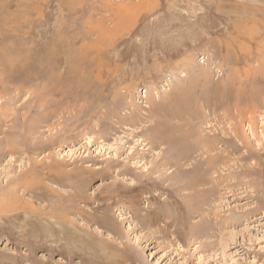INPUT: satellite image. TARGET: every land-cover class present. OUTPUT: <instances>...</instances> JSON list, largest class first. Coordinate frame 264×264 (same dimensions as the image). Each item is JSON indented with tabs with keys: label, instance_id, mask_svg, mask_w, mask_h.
I'll return each instance as SVG.
<instances>
[{
	"label": "rangeland",
	"instance_id": "374dc122",
	"mask_svg": "<svg viewBox=\"0 0 264 264\" xmlns=\"http://www.w3.org/2000/svg\"><path fill=\"white\" fill-rule=\"evenodd\" d=\"M0 48V264H264V0H0Z\"/></svg>",
	"mask_w": 264,
	"mask_h": 264
},
{
	"label": "bare ground",
	"instance_id": "6f19581e",
	"mask_svg": "<svg viewBox=\"0 0 264 264\" xmlns=\"http://www.w3.org/2000/svg\"><path fill=\"white\" fill-rule=\"evenodd\" d=\"M134 7H136L135 5H133ZM120 8V7H119ZM128 8H130V7H128ZM128 8L126 7V10L128 11ZM125 9V8H124ZM135 10V9H134ZM122 11V10H121ZM138 11V10H137ZM125 12V11H124ZM123 12V13H124ZM128 13V12H127ZM134 13V12H133ZM140 12H138V14H139ZM113 14H114V12H113ZM116 14V13H115ZM135 14V13H134ZM118 15H120V14H118ZM127 14H125V16H126ZM140 15H141V13H140ZM128 16H129V14H128ZM140 17V16H139ZM114 18V17H113ZM118 18V17H117ZM121 18H123V17H121ZM120 18V19H121ZM119 19V20H120ZM124 19V21H128L127 19H125V18H123ZM123 19L122 20H120V21H123ZM134 19V18H133ZM136 19V18H135ZM131 20H132V18H131ZM131 20H129V21H131ZM135 22V21H134ZM120 23V22H119ZM124 23V22H123ZM122 23V24H123ZM127 23V22H126ZM130 23V22H129ZM132 23H133V20H132ZM132 23H130V24H132ZM121 24V25H122ZM128 24V23H127ZM126 24V26H128ZM129 24V25H130ZM119 25V24H118ZM120 26V25H119ZM119 26H117V27H119ZM122 27V26H121ZM121 27H119V28H121ZM122 29H124V28H122ZM116 30V29H115ZM122 32H123V30H122ZM122 32H120V34H122ZM113 33V32H112ZM112 33H111V35H112ZM115 33V32H114ZM124 33V32H123ZM116 35V34H115ZM119 35V34H118ZM113 36V35H112ZM2 44V43H1ZM6 44V43H5ZM5 44L3 45L4 47H7V44H6V46H5ZM101 44V43H100ZM0 50H1V52L2 51H5L6 52V50H2V48H0ZM8 51H10V50H7V52ZM4 52V53H5ZM9 53V52H8ZM6 54V53H5ZM13 54V53H12ZM3 56V55H2ZM7 56V55H6ZM6 56H4V57H6ZM9 57V56H8ZM0 58H3V57H0ZM1 62H2V60H1ZM2 65H4V64H2ZM1 68H3L2 66H1ZM6 68V67H5ZM2 70V69H1ZM1 70H0V72H1ZM3 71H4V68H3ZM30 71V70H29ZM29 71H28V73H29ZM4 73H5V71H4ZM27 73V74H28ZM37 73V72H36ZM30 74V73H29ZM28 74V75H29ZM31 75V74H30ZM11 81V80H10ZM13 81V80H12ZM7 87V86H6ZM5 87V88H6ZM1 88V87H0ZM24 88V87H23ZM211 90V89H210ZM19 91V90H18ZM40 95V94H39ZM36 96H37V94H36ZM39 98V97H38ZM42 98V97H41ZM239 99V98H238ZM34 104H35V102H34ZM33 107H35V106H33ZM208 109V108H207ZM38 110V109H37ZM138 110H139V108H138ZM152 110V109H151ZM215 110V109H214ZM213 110V111H214ZM137 112V111H136ZM139 113V112H138ZM170 113V112H169ZM138 115V114H137ZM213 115H214V113H213ZM216 117V116H215ZM150 118V117H149ZM205 118V117H204ZM212 118V117H211ZM37 120H39L38 118H37ZM205 121H207V120H205ZM204 122V121H203ZM213 122V121H212ZM200 123H202L201 121H200ZM207 123V122H206ZM204 124V123H203ZM187 124H185V126H186ZM203 127V126H202ZM209 127V126H208ZM200 128V127H199ZM203 129V128H202ZM193 130V129H192ZM198 130V129H197ZM213 130V129H212ZM198 131H200V129L198 130ZM156 132V131H155ZM159 132H161V131H159ZM202 133V132H201ZM198 134V133H197ZM199 135H201L202 136V134H200L199 133ZM212 135H213V133H212ZM217 135V134H216ZM158 136H160V135H158ZM200 136V137H201ZM204 137V136H203ZM160 139V138H159ZM157 141V140H156ZM162 141V140H161ZM159 142V141H158ZM201 143V142H200ZM147 144V143H146ZM203 144V143H202ZM206 144V143H205ZM204 147V146H203ZM202 150H200V152H201ZM203 152H204V150H203ZM202 152V153H203ZM224 153V152H223ZM225 154V153H224ZM20 155V154H19ZM156 155H158V154H156ZM29 157V156H28ZM75 157V156H74ZM175 157V156H174ZM220 157V156H219ZM203 158V157H202ZM30 159V158H29ZM159 160V159H158ZM204 160V159H203ZM183 162V161H182ZM213 162H214V160H213ZM158 166V165H157ZM162 167H163V169H165V168H167L168 166H169V164L167 163V165H165L164 166V164L163 165H161ZM177 166L179 167H182V166H185V165H182V164H177ZM215 166V165H214ZM140 167H142V166H138V167H135V168H140ZM219 167V166H218ZM155 169V168H154ZM153 169V170H154ZM221 169V168H220ZM59 170V169H58ZM153 170H151V171H153ZM182 170V169H181ZM218 170V169H217ZM151 171L150 170H144V174H145V180L144 179H142V177L140 176L139 178H140V182L139 183H141L142 185H141V187L140 188H138L137 190H139V189H141V188H144L146 185H147V187L149 186V187H152V186H154V183H156L157 181H163V180H161V178H154L155 180H157L156 182H153V178H150V177H152V176H150L152 173H151ZM163 171V170H162ZM156 172V171H155ZM142 173V174H143ZM217 173V172H216ZM72 174V173H71ZM141 174V173H140ZM139 174V175H140ZM214 174V173H213ZM221 174V173H220ZM25 175H26V173H25ZM80 175V174H79ZM167 175V174H166ZM166 175H164V174H162V176H166ZM197 175V174H196ZM19 176H20V174H19ZM167 176H169V174L167 175ZM42 177H43V179L45 180V179H47V180H50V181H53V180H55V179H57V177H56V175H54L51 171H49V172H47V173H42ZM69 177V176H68ZM155 177V176H154ZM180 177V176H179ZM55 178V179H54ZM59 178H61V177H59ZM66 178V177H65ZM64 178V179H65ZM178 178V177H177ZM215 179V178H214ZM77 180V179H76ZM75 180V181H76ZM141 180H142V182H141ZM144 180V181H143ZM212 180V179H211ZM58 181V180H57ZM63 181V180H62ZM17 182V181H16ZM149 182H151L150 184H149ZM194 182V181H193ZM192 182V183H193ZM196 183V182H195ZM10 184V183H9ZM18 184V183H17ZM21 184V183H20ZM69 184H70V181H69ZM137 184V183H136ZM161 184V183H160ZM170 184V183H169ZM217 184V183H216ZM76 185V184H75ZM201 185V184H200ZM73 186H74V184H73ZM73 186H71V187H73ZM78 186V185H77ZM159 186V185H158ZM22 187L24 188V186L22 185ZM157 187V186H156ZM185 187H187L186 185H185ZM210 187H214V186H210ZM153 188V187H152ZM155 188V187H154ZM211 189V188H210ZM10 190V189H9ZM84 190H85V188H84ZM143 190V189H142ZM80 191V190H79ZM209 191V190H208ZM52 193H54V192H52ZM72 194H75V193H72ZM81 194V193H80ZM55 195V194H54ZM190 195V194H189ZM75 196V195H74ZM81 196H83V195H81ZM56 197V196H55ZM61 197V196H60ZM76 197H78V196H76ZM53 198V197H52ZM72 199V198H71ZM58 200V199H57ZM68 200V199H67ZM66 200V201H67ZM150 200H154V197H153V199H151L150 198ZM59 201V200H58ZM61 201V200H60ZM76 201V200H75ZM53 202V201H52ZM74 202V201H73ZM204 202V201H203ZM13 204V203H12ZM11 204V205H12ZM59 204V203H58ZM7 205H8V203H7ZM10 205V206H11ZM64 205V204H63ZM56 206V205H55ZM61 206V205H60ZM7 207V206H6ZM197 207V206H196ZM201 207V206H200ZM59 208H61V207H59ZM63 208V207H62ZM66 208V207H65ZM72 208V207H71ZM204 208V207H203ZM64 209V208H63ZM163 209V208H162ZM57 210H58V208H57ZM67 210V209H66ZM12 211H13V209H12ZM51 211H53V210H51ZM55 211H56V209H55ZM60 211H62V210H60ZM59 212V211H58ZM63 212V211H62ZM198 212V211H197ZM100 213H102V212H100ZM55 214V213H54ZM195 214V213H194ZM47 215V214H46ZM60 215H61V213H60ZM63 215V214H62ZM61 215V216H62ZM68 215V214H67ZM58 216H59V214H58ZM102 216V215H101ZM173 216V215H172ZM121 218V217H120ZM63 219V218H62ZM94 219H96V218H94ZM122 219L124 220V219H127V218H123L122 217ZM121 219V220H122ZM168 219V218H167ZM166 219V220H167ZM171 219V218H170ZM120 220V221H121ZM4 222V221H3ZM64 223H66L65 221H63ZM176 222V221H175ZM203 222V221H202ZM67 225L68 226H71L70 225V223L69 222H67ZM173 225V222L171 223H168L167 224V226L168 227H170V226H172ZM68 226H66V227H68ZM73 227L72 228H74V227H76V226H74V225H72ZM83 226V225H82ZM128 228V227H127ZM129 229V228H128ZM73 231H76V232H84V236L86 235V236H88V237H91L92 236V234L91 233H89V231L88 230H81V229H79V227H76V228H74L73 229ZM127 231V230H126ZM190 232V231H189ZM197 233V232H196ZM195 233V234H196ZM90 234H91V236H90ZM83 236V235H82ZM117 236V235H116ZM118 237V236H117ZM92 238H93V236H92ZM97 238V241H94V243H93V239L91 240V239H88V240H82V241H78L77 242V240H76V242H74V243H76L77 244V246H76V248L77 247H81L82 248V250H84V252H82L81 253V256L82 257H84L83 258V261H86V260H91L92 259V257L94 256V254H93V249H95V250H97L98 249V253H97V255H95V257H97L98 259H99V262L101 263V264H105V262H109V261H112V260H115L116 262H119V258L120 257H122L123 258V254L125 253V252H127V248L125 247V246H120V245H118V244H114V243H112V242H110V241H107V240H102L101 238H98V237H96ZM120 238V237H119ZM106 239V238H105ZM80 240H81V238H80ZM109 240V239H108ZM115 240H118V238H115ZM133 240V239H132ZM84 241H86V242H84ZM127 241V240H126ZM99 242H100V245H103L104 244V246H100L99 245ZM131 242V241H130ZM139 243V242H138ZM134 244L135 245V247H134V245H133V243H131L130 245L133 247V248H137L138 247V249H139V244ZM55 244V243H54ZM122 244H124V242L123 243H121V245ZM61 245V244H60ZM131 246H130V248H131ZM76 248H74V250H76ZM141 248V247H140ZM142 249V248H141ZM135 250V249H134ZM134 252V251H133ZM140 252V251H139ZM71 253H73V251H71L70 252V254ZM131 254V253H130ZM130 254H127V258L129 259V258H131V255ZM121 255V256H120ZM126 257V256H125ZM91 258V259H90Z\"/></svg>",
	"mask_w": 264,
	"mask_h": 264
}]
</instances>
